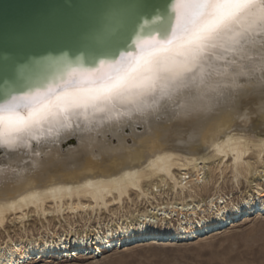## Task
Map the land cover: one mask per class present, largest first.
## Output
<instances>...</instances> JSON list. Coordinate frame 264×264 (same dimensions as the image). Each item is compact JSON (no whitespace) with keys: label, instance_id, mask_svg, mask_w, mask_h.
Here are the masks:
<instances>
[{"label":"bare ground","instance_id":"1","mask_svg":"<svg viewBox=\"0 0 264 264\" xmlns=\"http://www.w3.org/2000/svg\"><path fill=\"white\" fill-rule=\"evenodd\" d=\"M24 103L0 110V229L23 228L0 240V264L193 241L264 210V0H198L168 45ZM226 180L250 189L234 201ZM134 200L142 210L112 207ZM75 215L80 229L25 228Z\"/></svg>","mask_w":264,"mask_h":264},{"label":"water","instance_id":"2","mask_svg":"<svg viewBox=\"0 0 264 264\" xmlns=\"http://www.w3.org/2000/svg\"><path fill=\"white\" fill-rule=\"evenodd\" d=\"M197 2L0 0V110L105 80L141 50L168 45Z\"/></svg>","mask_w":264,"mask_h":264},{"label":"rangeland","instance_id":"3","mask_svg":"<svg viewBox=\"0 0 264 264\" xmlns=\"http://www.w3.org/2000/svg\"><path fill=\"white\" fill-rule=\"evenodd\" d=\"M72 144H74L73 139L63 146ZM248 189L250 187L244 181L239 187L231 185L227 180L221 182L222 192L232 196L231 199L234 201L240 197L239 190L245 193ZM210 193L202 192L200 196L206 198ZM143 203L144 201L134 200L127 201L120 207L117 205L112 207H116L117 215H120L134 213L137 208L142 210ZM112 212L111 207L109 210L102 208L98 212L84 215V219L86 218L85 222L92 227L110 221L114 216ZM257 212H251L247 220L235 218L234 225L230 223L211 234L195 237L193 241L143 242L138 245L129 243L125 247L122 245L97 252L92 258L88 257L89 251H84L82 254L71 252V255L65 251L68 253L65 256L64 252L63 255L58 256L46 255L34 260L28 259L25 264H264V210L260 215H257ZM84 219L81 220L78 215L65 219L60 217L51 219L47 224L37 216H29L24 223L26 230L37 234L38 231H44L45 227L61 232L62 228L68 229L69 224L80 229ZM41 222L45 227H42ZM172 223H175L174 219ZM20 227L21 224L16 220L7 221L5 230L0 229V240L6 239L7 234L17 238L22 233L23 228Z\"/></svg>","mask_w":264,"mask_h":264},{"label":"snow or ice","instance_id":"4","mask_svg":"<svg viewBox=\"0 0 264 264\" xmlns=\"http://www.w3.org/2000/svg\"><path fill=\"white\" fill-rule=\"evenodd\" d=\"M225 2H227V0H225ZM219 7V6H218ZM201 50H203V49H201Z\"/></svg>","mask_w":264,"mask_h":264},{"label":"built area","instance_id":"5","mask_svg":"<svg viewBox=\"0 0 264 264\" xmlns=\"http://www.w3.org/2000/svg\"><path fill=\"white\" fill-rule=\"evenodd\" d=\"M66 253V252H65ZM66 254H64V256H65Z\"/></svg>","mask_w":264,"mask_h":264}]
</instances>
